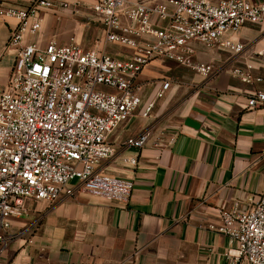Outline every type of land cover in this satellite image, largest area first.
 <instances>
[{
    "label": "crops",
    "instance_id": "obj_1",
    "mask_svg": "<svg viewBox=\"0 0 264 264\" xmlns=\"http://www.w3.org/2000/svg\"><path fill=\"white\" fill-rule=\"evenodd\" d=\"M67 1L79 4L42 12V29L33 38L40 45L82 37L89 0ZM12 4L21 3L5 6ZM17 26L15 17L0 16L3 88L16 61L8 43ZM226 37L244 43L243 52L195 43L198 59L227 67L214 76L170 60H155L139 74L143 103L111 133L116 153L98 167L133 181L130 198L78 192L55 202L26 200L11 218L14 236L0 264H229L228 237L210 228L221 224L216 208L239 202L247 210L264 193V107L249 105L250 92L264 90V24H246ZM246 65L263 81L248 84L230 72ZM165 81L169 88L143 117ZM144 130L151 139L142 150L124 144ZM134 155L136 165L124 161Z\"/></svg>",
    "mask_w": 264,
    "mask_h": 264
},
{
    "label": "built area",
    "instance_id": "obj_2",
    "mask_svg": "<svg viewBox=\"0 0 264 264\" xmlns=\"http://www.w3.org/2000/svg\"><path fill=\"white\" fill-rule=\"evenodd\" d=\"M6 1L0 0V16L15 17L18 26L8 43L17 51L14 68L8 86L0 87V253L14 236L11 218L28 199L55 202L78 192L130 198L133 181L98 167L116 153L111 133L142 105L137 78L150 63L170 60L209 78L228 69L198 59L196 42L239 54L244 43L226 35L264 24V1L89 0L87 23H100L105 43L120 47L111 53L83 47L76 34L44 46L33 39L42 29L43 11L77 1L17 0L20 5L5 6ZM252 68L230 72L248 84L262 82ZM169 86L163 83L143 117ZM249 105L264 107L263 89L250 92ZM150 139L144 130L124 144L142 150ZM124 161L136 165L138 155ZM216 210L221 224L210 228L228 237L229 264H264V193L247 210L239 202Z\"/></svg>",
    "mask_w": 264,
    "mask_h": 264
},
{
    "label": "rangeland",
    "instance_id": "obj_3",
    "mask_svg": "<svg viewBox=\"0 0 264 264\" xmlns=\"http://www.w3.org/2000/svg\"><path fill=\"white\" fill-rule=\"evenodd\" d=\"M88 19V18H87ZM83 27V35L81 38H78L79 41L82 42L83 45H87L89 47L99 48L110 52H116L120 50V47L114 44H106L104 39V30L103 26L100 23H87ZM75 34V33H74ZM103 38V39H102Z\"/></svg>",
    "mask_w": 264,
    "mask_h": 264
},
{
    "label": "water",
    "instance_id": "obj_4",
    "mask_svg": "<svg viewBox=\"0 0 264 264\" xmlns=\"http://www.w3.org/2000/svg\"><path fill=\"white\" fill-rule=\"evenodd\" d=\"M189 122H191V120H189Z\"/></svg>",
    "mask_w": 264,
    "mask_h": 264
}]
</instances>
